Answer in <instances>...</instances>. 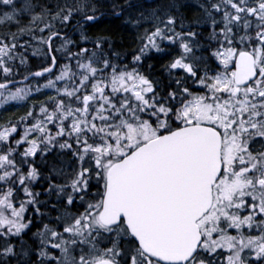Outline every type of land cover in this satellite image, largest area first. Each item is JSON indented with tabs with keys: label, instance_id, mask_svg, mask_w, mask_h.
I'll use <instances>...</instances> for the list:
<instances>
[{
	"label": "snow or ice",
	"instance_id": "6c2138e0",
	"mask_svg": "<svg viewBox=\"0 0 264 264\" xmlns=\"http://www.w3.org/2000/svg\"><path fill=\"white\" fill-rule=\"evenodd\" d=\"M13 108L0 264H264V0H0Z\"/></svg>",
	"mask_w": 264,
	"mask_h": 264
},
{
	"label": "trees",
	"instance_id": "16d2710c",
	"mask_svg": "<svg viewBox=\"0 0 264 264\" xmlns=\"http://www.w3.org/2000/svg\"><path fill=\"white\" fill-rule=\"evenodd\" d=\"M196 2L197 0H193V3H196ZM188 15L191 17L193 15V12H189ZM88 34L90 35H110V36H114L118 34L119 36L124 37L123 49H122L123 51L131 52L132 49L135 47L134 43L132 42L131 35L129 33H125L123 29L119 27V22H114V18L111 16L103 17L100 23L94 25L93 27L89 29ZM77 38H78V34L77 36L73 37V39H77ZM150 62L154 64L157 63L156 60H153ZM160 62H164V58H162ZM31 63H32L33 70H37L38 65H39V60L36 58H32ZM24 111H26L25 108H18V109L13 108L7 112H0V119H3L5 117H11L13 115L23 114Z\"/></svg>",
	"mask_w": 264,
	"mask_h": 264
}]
</instances>
